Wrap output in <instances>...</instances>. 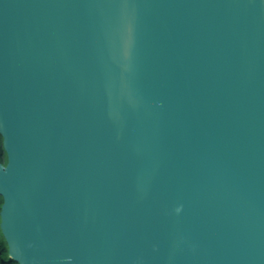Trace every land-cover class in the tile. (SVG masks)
<instances>
[{"label":"water","instance_id":"obj_1","mask_svg":"<svg viewBox=\"0 0 264 264\" xmlns=\"http://www.w3.org/2000/svg\"><path fill=\"white\" fill-rule=\"evenodd\" d=\"M0 135L17 264H264V0H0Z\"/></svg>","mask_w":264,"mask_h":264},{"label":"trees","instance_id":"obj_2","mask_svg":"<svg viewBox=\"0 0 264 264\" xmlns=\"http://www.w3.org/2000/svg\"><path fill=\"white\" fill-rule=\"evenodd\" d=\"M0 161L2 163L6 162V153L3 149L1 135H0ZM0 206H1V204H0ZM0 264H17L14 260H12L9 257L8 247H7L6 241H5V239L1 233V230H0Z\"/></svg>","mask_w":264,"mask_h":264},{"label":"clouds","instance_id":"obj_3","mask_svg":"<svg viewBox=\"0 0 264 264\" xmlns=\"http://www.w3.org/2000/svg\"><path fill=\"white\" fill-rule=\"evenodd\" d=\"M2 202H3V198H2V197H0V204H2Z\"/></svg>","mask_w":264,"mask_h":264},{"label":"snow or ice","instance_id":"obj_4","mask_svg":"<svg viewBox=\"0 0 264 264\" xmlns=\"http://www.w3.org/2000/svg\"><path fill=\"white\" fill-rule=\"evenodd\" d=\"M6 167V166H5ZM10 255H12L11 253H10ZM14 258V257H13Z\"/></svg>","mask_w":264,"mask_h":264}]
</instances>
